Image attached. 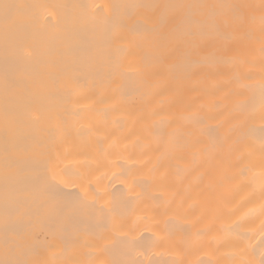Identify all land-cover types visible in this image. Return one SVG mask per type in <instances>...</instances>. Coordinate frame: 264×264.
Wrapping results in <instances>:
<instances>
[{"label": "bare ground", "instance_id": "bare-ground-1", "mask_svg": "<svg viewBox=\"0 0 264 264\" xmlns=\"http://www.w3.org/2000/svg\"><path fill=\"white\" fill-rule=\"evenodd\" d=\"M262 261L264 0H0V264Z\"/></svg>", "mask_w": 264, "mask_h": 264}, {"label": "snow or ice", "instance_id": "snow-or-ice-1", "mask_svg": "<svg viewBox=\"0 0 264 264\" xmlns=\"http://www.w3.org/2000/svg\"><path fill=\"white\" fill-rule=\"evenodd\" d=\"M5 9L7 10L10 6L4 5ZM6 18H7V12H6ZM262 264H264V261H262Z\"/></svg>", "mask_w": 264, "mask_h": 264}]
</instances>
